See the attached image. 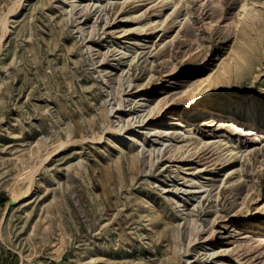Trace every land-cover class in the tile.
I'll list each match as a JSON object with an SVG mask.
<instances>
[{
	"label": "rangeland",
	"instance_id": "obj_1",
	"mask_svg": "<svg viewBox=\"0 0 264 264\" xmlns=\"http://www.w3.org/2000/svg\"><path fill=\"white\" fill-rule=\"evenodd\" d=\"M245 1H22L0 38V264H264V140L196 117L264 123V0L242 29Z\"/></svg>",
	"mask_w": 264,
	"mask_h": 264
},
{
	"label": "bare ground",
	"instance_id": "obj_2",
	"mask_svg": "<svg viewBox=\"0 0 264 264\" xmlns=\"http://www.w3.org/2000/svg\"><path fill=\"white\" fill-rule=\"evenodd\" d=\"M22 1H24V0H13L11 2V4L9 3L10 5H8L7 11L3 12L0 15V38H3L4 34L8 31L7 25L9 23V19H10L9 16L11 14H13L17 10V8L19 9V6H20V4H22ZM163 3H164V6H167L169 3V0H163ZM252 4H253L252 0H246L245 1L244 5L241 8V12L239 14V22H238L239 26L238 27H242V29L245 27L247 20L249 18L248 17L249 12H250L249 9L252 6ZM148 106L151 107L152 105L150 106V104H149ZM151 110H153V109L151 108ZM196 117L197 118L198 117H200V118L217 117L219 119H222V118L231 119L235 123V125L236 124L237 125L241 124L243 126L247 125L248 127L252 128V132L256 133L261 139L264 140V123H262L260 120H258L253 115L249 114V116H241V115H239L233 111L224 110L222 108H211V109L199 108V109H197ZM124 128L118 129V128L111 127L110 125H107V127H106V129L114 135V138L118 144H125L127 142L126 139H128V137H125V134H122V130H124ZM189 133H190L188 135L189 141H192L194 134H193V132H189ZM75 134H76V132H74L72 129H70L68 132V136H67L66 140L60 142L56 149L50 151L48 148H46L47 152H46L45 156H42V158H43L42 162H46L53 153L59 151L60 149L66 148L70 143H76L77 138H76ZM184 135L186 136V133ZM134 137H138L137 133H134ZM81 138L84 139L83 134L81 135ZM102 139H103L102 136H100L98 138H93L94 141H100ZM225 155H228V157H230V158H235L238 156V153H235L234 149L229 148L228 150H226ZM19 167L26 168V165L22 161V162H20ZM25 171L26 170H24V172ZM36 172H37V169L35 168V165L34 166L32 165V166H29L28 171L25 172L27 174L24 173L25 174L24 175L21 173L20 175H18V179L16 180V184L12 188L13 201H15L16 198H18V196H19L17 193V191H18L17 187H18L20 180H22L23 181L22 183L25 184V191L22 193L23 194L22 196L29 195L31 193L33 183L35 180ZM67 177H68V183L70 184L71 182L69 180L71 179V177H70L69 172L67 173ZM19 178H21V179H19ZM18 189H19V187H18ZM192 226H193V222H192ZM192 237H193V230L190 231V234L188 237L189 238L188 245H190L192 243ZM23 264H25V263L23 262ZM29 264H32V262H29Z\"/></svg>",
	"mask_w": 264,
	"mask_h": 264
}]
</instances>
